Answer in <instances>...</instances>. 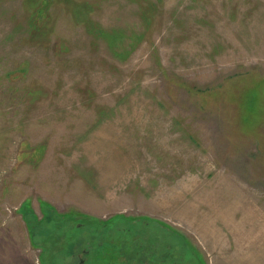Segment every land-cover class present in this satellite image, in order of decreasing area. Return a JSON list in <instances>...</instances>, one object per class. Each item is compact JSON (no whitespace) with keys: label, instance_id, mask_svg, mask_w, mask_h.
Returning a JSON list of instances; mask_svg holds the SVG:
<instances>
[{"label":"rangeland","instance_id":"rangeland-1","mask_svg":"<svg viewBox=\"0 0 264 264\" xmlns=\"http://www.w3.org/2000/svg\"><path fill=\"white\" fill-rule=\"evenodd\" d=\"M0 212V264L79 214L264 264V0H0Z\"/></svg>","mask_w":264,"mask_h":264},{"label":"flooded vegetation","instance_id":"flooded-vegetation-1","mask_svg":"<svg viewBox=\"0 0 264 264\" xmlns=\"http://www.w3.org/2000/svg\"><path fill=\"white\" fill-rule=\"evenodd\" d=\"M72 219L77 228L70 233L74 246L69 252V264H107L110 260H118V264L197 263L185 243L173 233L159 230L157 223L153 226L152 220L125 218L102 222L90 221L80 214Z\"/></svg>","mask_w":264,"mask_h":264},{"label":"crops","instance_id":"crops-1","mask_svg":"<svg viewBox=\"0 0 264 264\" xmlns=\"http://www.w3.org/2000/svg\"><path fill=\"white\" fill-rule=\"evenodd\" d=\"M9 217H13L12 215H10ZM5 219V215L2 213V212H0V222L2 223L3 222V220ZM15 219V223H13V222H11L10 223V225H9V228L11 229V231L13 232L14 230L16 231V230H18V227H17V225H16V220L18 219L17 217H15L14 218ZM11 221H12V218H11ZM14 225H16V227H14ZM1 245H3V243L1 242V237H0V246ZM0 263H1V261H0ZM27 262H23V263H18V264H26Z\"/></svg>","mask_w":264,"mask_h":264},{"label":"trees","instance_id":"trees-1","mask_svg":"<svg viewBox=\"0 0 264 264\" xmlns=\"http://www.w3.org/2000/svg\"><path fill=\"white\" fill-rule=\"evenodd\" d=\"M94 27H96V25H93ZM118 36H122V35H118ZM116 36V37H118ZM38 39H41V37H37ZM121 38V37H120ZM109 42H112V41H109Z\"/></svg>","mask_w":264,"mask_h":264}]
</instances>
